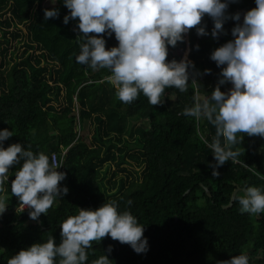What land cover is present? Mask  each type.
<instances>
[{"label": "trees", "instance_id": "16d2710c", "mask_svg": "<svg viewBox=\"0 0 264 264\" xmlns=\"http://www.w3.org/2000/svg\"><path fill=\"white\" fill-rule=\"evenodd\" d=\"M46 1L0 0V130L13 131L5 148L20 143L48 155L50 163L57 154V170L66 174L60 183L69 191L46 215L32 220L30 210H17L21 202L11 193L22 161L10 168L0 193L8 205L0 215V264L49 238L59 245L64 220L113 200L118 211H130L145 226L149 250L137 254L106 236L92 242L85 264L104 254L111 264H219L240 254L248 256L249 264H264V213L242 214L238 202L228 207L237 188L264 190V138L238 133L243 139L232 146L240 149L237 162H225L216 169L220 175L213 176L216 161L205 141L212 142L215 126L183 115L217 86L221 68L210 56L233 39L231 29L238 22L226 21L224 34L214 39L213 21L205 15L208 35L199 36L193 28L184 42L169 46L168 60L187 54L195 65L186 92L166 88L162 105H151L142 93L126 104L106 79L110 70L94 72L76 62L83 35L78 19L65 25L69 10L62 0L52 6ZM254 7L255 0H237L228 13ZM52 8L59 9V17L45 20L43 10ZM105 39L106 48L118 45L114 34ZM12 42L22 44L21 51L17 46L10 51ZM205 69L210 74L201 75ZM220 87L227 91L231 84ZM133 118L145 125L129 138ZM86 121L94 127L89 142L80 136ZM119 173L125 176L117 180Z\"/></svg>", "mask_w": 264, "mask_h": 264}, {"label": "clouds", "instance_id": "9594fccd", "mask_svg": "<svg viewBox=\"0 0 264 264\" xmlns=\"http://www.w3.org/2000/svg\"><path fill=\"white\" fill-rule=\"evenodd\" d=\"M38 2V0H37ZM52 4L56 0H51ZM237 0H62L69 14L63 17L67 25L78 19L77 27L83 35L79 38V54L75 60L87 65L92 71L110 70L106 79L116 88L117 98L132 103L142 93L151 105H162L166 88L188 90L190 69L195 65L184 58L168 60L169 46L184 42L185 36L195 28L197 35L206 36L205 15L213 21L211 36L218 39L224 34L228 20L237 21L231 29L233 39L216 48L210 56L221 68L220 78L210 96L197 99L192 107L185 108L183 115L196 120L206 119L215 126L216 134L207 144L216 161V169L227 161L237 162L240 149H233L243 139L238 133L264 138V0H255L256 7L243 14H229V5ZM44 19L58 18L59 9H44ZM93 35H89V34ZM103 34V35H101ZM114 34L117 46L106 48L107 37ZM198 50L199 45H196ZM86 68V69H87ZM210 74L205 69L201 75ZM195 80L192 81L194 83ZM231 84L227 91L222 85ZM13 131L0 130V193L8 185L10 168L22 165L11 181V193L21 208L27 207L29 218L37 220L69 189L61 186L66 179L64 172L50 163L43 152L34 153L20 143L4 147ZM223 138V143L222 139ZM232 193L240 212L264 213V190L245 186ZM242 193V194H241ZM132 202L129 200L128 204ZM0 195V215L7 209ZM18 210V207H17ZM61 243L53 238L36 243L7 260V264H85L87 251L92 242H100L106 236L121 244L129 245L137 254L149 250L144 236L145 226L130 211H118L116 201L105 202L99 208L82 209L69 216L61 225ZM112 251L110 245L107 252ZM56 258H59L58 260ZM92 264H111L108 255H101ZM219 264H249L245 254L233 256Z\"/></svg>", "mask_w": 264, "mask_h": 264}, {"label": "rangeland", "instance_id": "374dc122", "mask_svg": "<svg viewBox=\"0 0 264 264\" xmlns=\"http://www.w3.org/2000/svg\"><path fill=\"white\" fill-rule=\"evenodd\" d=\"M52 5L53 4H52L51 0H47L46 1V6H52ZM245 12H247V11H245V10L240 11V13H241V21H240V23H242L243 14ZM12 43H13V45H12L10 51L13 50L14 46L19 47L20 48V51H21L22 44H18L16 42H12ZM139 125H145V123H143L141 121H138L135 118L129 120V122H128V128H129V135H128V137L129 138H132L137 133V130L139 128ZM93 129H94L93 125H91L88 121H86L83 124V126H82V130L80 131L81 138L84 139V140H86L87 142H89L90 139H91V137H92V134H93ZM77 130H79V128ZM114 169H115V167L113 166V168H111V172H109V176H108L109 178L111 177V174H112V172H113ZM135 169H137L138 174H140V171L138 170V168H135ZM124 176H125V173H119L118 174V177H117V180L123 178ZM253 219H255V218L253 217ZM245 250L246 249H243V252Z\"/></svg>", "mask_w": 264, "mask_h": 264}, {"label": "built area", "instance_id": "2783aa9c", "mask_svg": "<svg viewBox=\"0 0 264 264\" xmlns=\"http://www.w3.org/2000/svg\"><path fill=\"white\" fill-rule=\"evenodd\" d=\"M51 159H52V162L54 161L55 162V165H56V169H58V166H59V160H58V156H57V154H53L52 155V157H51ZM28 210H30V209H28L27 207H25V208H21L20 207V204H19V206H18V211H28Z\"/></svg>", "mask_w": 264, "mask_h": 264}, {"label": "water", "instance_id": "95a60500", "mask_svg": "<svg viewBox=\"0 0 264 264\" xmlns=\"http://www.w3.org/2000/svg\"><path fill=\"white\" fill-rule=\"evenodd\" d=\"M238 189H241V188H237L236 190L239 191ZM205 190H206L207 194L210 195V192H209L207 189H205ZM236 190H235V191H236ZM233 202H234V201H232V199H231V203H230V205H228V207H230V206L232 205ZM226 208H227V206H226ZM39 223H41V222L39 221Z\"/></svg>", "mask_w": 264, "mask_h": 264}, {"label": "bare ground", "instance_id": "6f19581e", "mask_svg": "<svg viewBox=\"0 0 264 264\" xmlns=\"http://www.w3.org/2000/svg\"><path fill=\"white\" fill-rule=\"evenodd\" d=\"M115 121V120H114ZM113 129V128H112ZM96 184V183H95Z\"/></svg>", "mask_w": 264, "mask_h": 264}]
</instances>
